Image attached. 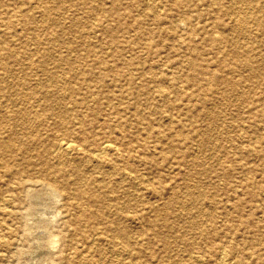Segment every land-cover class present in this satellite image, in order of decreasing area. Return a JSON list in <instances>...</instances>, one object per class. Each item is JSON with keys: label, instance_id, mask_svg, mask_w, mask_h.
<instances>
[{"label": "rangeland", "instance_id": "obj_1", "mask_svg": "<svg viewBox=\"0 0 264 264\" xmlns=\"http://www.w3.org/2000/svg\"><path fill=\"white\" fill-rule=\"evenodd\" d=\"M0 264H264V0H0Z\"/></svg>", "mask_w": 264, "mask_h": 264}, {"label": "bare ground", "instance_id": "obj_2", "mask_svg": "<svg viewBox=\"0 0 264 264\" xmlns=\"http://www.w3.org/2000/svg\"><path fill=\"white\" fill-rule=\"evenodd\" d=\"M163 7V6H162ZM158 9V8H157ZM237 15V14H236ZM77 21V20H76ZM235 22V21H234ZM182 25V24H181ZM182 27V26H181ZM238 28V27H237ZM59 75V74H58ZM67 76V75H66ZM53 77V76H52ZM65 78V77H64ZM213 78V77H212ZM160 87V86H159ZM158 88V87H157ZM154 89V88H153ZM58 93V92H57ZM69 96V95H68ZM56 104H57V102H56ZM62 109V108H61ZM65 110V109H64ZM70 112V111H69ZM39 116V115H38ZM29 118V117H28ZM68 121V120H67ZM66 121V122H67ZM78 138V137H77ZM240 138V137H239ZM83 140V139H82ZM74 142H70L69 140H65V139H61V140H59L57 143H56V145H55V147H54V152H53V154L54 153H56V154H70V153H72V152H74V151H81V152H84V150L82 151L81 149H84V148H80V147H78V145L76 146V145H74L73 144ZM76 144V143H75ZM83 145V144H82ZM111 146H112V144H110V143H108V142H100L99 144H98V146H97V148L95 149V150H93V153H92V157H94V158H96V157H99L100 155H102V154H104V153H106V152H109L110 150H111ZM28 149V148H27ZM117 150V149H116ZM27 151V150H26ZM132 152V151H131ZM135 152V151H134ZM29 153V152H28ZM89 153V152H88ZM88 153H86V155L88 154ZM30 154V153H29ZM196 154V153H195ZM65 155H63V156H65ZM38 156V155H37ZM62 156V157H63ZM67 156V155H66ZM68 157V156H67ZM38 158V157H37ZM29 161V160H28ZM31 161V160H30ZM58 161V160H57ZM65 165V164H64ZM33 167V166H32ZM63 167V166H62ZM32 169V168H31ZM47 172V171H46ZM61 172V171H60ZM126 172V171H125ZM33 173V172H32ZM42 174V173H41ZM41 176H43V175H41ZM18 177V176H17ZM48 179V178H47ZM50 179V178H49ZM40 180V179H39ZM38 180V181H39ZM17 181V180H16ZM56 185H57V183H56ZM13 186V185H12ZM44 189H46V191H47V194L48 195H56V193H55V191L53 190V189H51V188H47V187H45ZM237 189V188H236ZM26 190V189H25ZM40 193V192H39ZM39 193H37V194H39ZM46 193V192H45ZM29 195H31L30 193L28 194V196ZM32 195H34V194H32ZM45 195V194H44ZM37 196V195H36ZM39 196V195H38ZM40 197V196H39ZM38 197V198H39ZM45 197V196H44ZM46 197H47V195H46ZM42 198V197H41ZM32 199V198H31ZM37 199V198H36ZM48 199V198H47ZM53 199V198H52ZM54 199H56V197L54 198ZM39 200V199H38ZM42 200V199H41ZM47 201V200H46ZM33 202V201H32ZM35 202V201H34ZM33 202V203H34ZM41 202V201H40ZM57 202V201H56ZM37 203V202H36ZM43 203V202H42ZM61 203V202H60ZM5 204V203H4ZM38 204V203H37ZM36 204V205H37ZM35 204H34V206H36ZM40 206V205H39ZM37 207H38V205H37ZM52 207V206H51ZM5 208V207H4ZM29 209V208H28ZM41 210V209H40ZM49 210V209H48ZM33 211V210H32ZM31 211V212H32ZM27 212H28V210H27ZM30 212V213H31ZM56 214V213H55ZM32 215V214H31ZM48 215V214H47ZM57 215H59V214H57ZM39 217V216H38ZM46 218V217H45ZM48 218V217H47ZM41 220V219H40ZM65 220V219H64ZM30 221V220H29ZM28 221V222H29ZM33 228V227H32ZM31 229V228H30ZM35 229H36V227H35ZM34 232V231H33ZM40 232V231H39ZM119 235H121V234H119ZM96 236V235H95ZM31 237V236H30ZM122 237V236H121ZM124 237V236H123ZM3 238V237H2ZM93 238V237H92ZM117 239V238H116ZM49 241V240H48ZM47 241V242H48ZM41 242H42V240H41ZM45 242V241H44ZM47 242H45V243H47ZM39 243V242H38ZM42 244H44V243H42ZM38 245V244H37ZM49 245H50V243H49ZM49 245H47V246H49ZM52 245V244H51ZM38 247V246H37ZM46 247V246H45ZM41 248H42V246H41ZM45 250V249H44ZM39 251V250H38ZM223 251V250H222ZM224 252V251H223ZM43 254H44V252H43ZM38 255V254H37ZM40 256V255H39ZM44 256V255H43ZM81 257V256H80ZM226 257V256H225ZM28 258V257H27ZM188 258V257H187ZM221 258H222V256H221ZM31 260V259H30ZM34 260V259H33ZM226 260V259H225ZM35 261V260H34ZM221 261V260H220ZM223 262V261H222ZM25 263V262H24ZM30 263V262H29ZM184 263V262H183ZM224 263V262H223Z\"/></svg>", "mask_w": 264, "mask_h": 264}]
</instances>
